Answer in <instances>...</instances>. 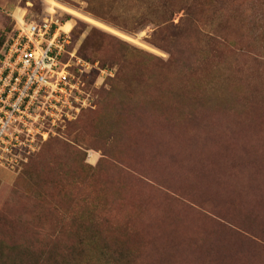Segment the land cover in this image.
<instances>
[{
    "label": "rangeland",
    "instance_id": "374dc122",
    "mask_svg": "<svg viewBox=\"0 0 264 264\" xmlns=\"http://www.w3.org/2000/svg\"><path fill=\"white\" fill-rule=\"evenodd\" d=\"M171 5L161 30L157 0H0V42L20 18L61 28L80 81L78 112L0 168V241L31 250L3 264H52L83 201L118 264H264V0Z\"/></svg>",
    "mask_w": 264,
    "mask_h": 264
},
{
    "label": "built area",
    "instance_id": "2783aa9c",
    "mask_svg": "<svg viewBox=\"0 0 264 264\" xmlns=\"http://www.w3.org/2000/svg\"><path fill=\"white\" fill-rule=\"evenodd\" d=\"M16 21L0 49V168L9 170L48 139L47 126L79 110L80 81L61 60L68 32Z\"/></svg>",
    "mask_w": 264,
    "mask_h": 264
},
{
    "label": "trees",
    "instance_id": "16d2710c",
    "mask_svg": "<svg viewBox=\"0 0 264 264\" xmlns=\"http://www.w3.org/2000/svg\"><path fill=\"white\" fill-rule=\"evenodd\" d=\"M161 4L162 11L161 16H157V23L163 28L161 30H168L166 26L170 24L171 17L174 14L173 10L169 11L167 8H172V1L174 0H157ZM187 14L191 17L192 12L187 9ZM145 24V23H144ZM143 25V24H141ZM177 30V26L170 27ZM11 33V32H10ZM182 35V32H174L170 34V37L177 38ZM8 36L4 37L0 42V49L5 43ZM172 57V56H171ZM172 62V59H171ZM114 93V91H112ZM111 92V94H112ZM120 105V104H118ZM103 206V205H101ZM71 222L74 223V230L71 231ZM61 229L63 233H72L76 238V244L70 248H67L62 255L54 257L52 264H118L122 259L123 254L115 247L116 250H112L109 240H111L105 225L109 224V219L105 214L103 207L99 208L98 205L83 201L80 208L77 211L64 212L61 217ZM71 231V232H70ZM114 246V245H113ZM112 246V247H113ZM7 248L3 241H0V264H3V252ZM15 255H29L31 250L22 249L16 250V248H7ZM10 256L12 254L10 253ZM44 259V258H42ZM45 260V259H44ZM43 260V261H44ZM47 261V260H46ZM37 264H41L40 260Z\"/></svg>",
    "mask_w": 264,
    "mask_h": 264
},
{
    "label": "bare ground",
    "instance_id": "6f19581e",
    "mask_svg": "<svg viewBox=\"0 0 264 264\" xmlns=\"http://www.w3.org/2000/svg\"><path fill=\"white\" fill-rule=\"evenodd\" d=\"M18 22H20V20H18Z\"/></svg>",
    "mask_w": 264,
    "mask_h": 264
}]
</instances>
